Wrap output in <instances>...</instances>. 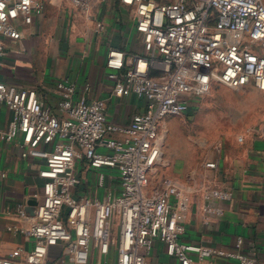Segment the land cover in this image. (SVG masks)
Returning <instances> with one entry per match:
<instances>
[{
	"label": "built area",
	"instance_id": "obj_1",
	"mask_svg": "<svg viewBox=\"0 0 264 264\" xmlns=\"http://www.w3.org/2000/svg\"><path fill=\"white\" fill-rule=\"evenodd\" d=\"M69 1L92 20L95 35L106 33L99 16L111 0ZM119 1L143 50L110 47L106 55L112 96L145 103L128 125L110 123L107 102L78 97L68 79L57 83L58 113L44 107L36 89L0 80V106L11 113L0 142L18 141L44 159L41 191L28 199L37 202L33 214L27 200L7 212L18 219L7 230L32 247L17 248L14 260L0 264H107L113 254L114 264H148L156 241L180 264H205L216 256L255 264L246 254L182 241L185 193L177 184L151 190L149 179L162 155L166 118L187 115L193 100L215 84L252 86L264 94V0ZM49 2L0 0V70L6 41L20 40L29 26L41 27ZM81 164L87 173L115 172L101 198L80 193Z\"/></svg>",
	"mask_w": 264,
	"mask_h": 264
},
{
	"label": "crops",
	"instance_id": "obj_2",
	"mask_svg": "<svg viewBox=\"0 0 264 264\" xmlns=\"http://www.w3.org/2000/svg\"><path fill=\"white\" fill-rule=\"evenodd\" d=\"M62 2L50 0L41 27L29 26L20 40L6 41L7 56L0 70V80L19 88L36 89L44 107L58 113L61 95L57 83L68 79L76 85L78 97L107 102L110 123L128 125L135 114L145 111V103L133 95L112 96L114 81L106 67V55L110 47L119 48V45L128 51L132 36L138 37L134 25L123 8L118 10L127 20H121L115 8L105 7V4L99 17L106 23V33L95 35L92 41L71 38L63 51L60 41L53 38L63 24L70 23ZM71 13L78 26L89 24L93 29L92 20L86 19L81 11ZM59 33L62 38L63 33ZM124 34L129 36L127 41L121 39ZM246 89L259 91L254 87ZM10 119V111L0 106V130L8 127ZM209 147L199 182L195 174L185 179L175 177L187 199L186 231L182 241L223 252H239L254 258L255 264H264V136L260 133L245 134L238 139L229 136ZM207 163H215L217 167L208 169ZM43 166L44 159L31 156L28 148H23L18 141L0 142V260H14L17 248L29 251L32 247V241L7 230L18 223V219L8 216L7 212L41 191L39 170ZM80 173H84L83 177L80 175V193L100 198L111 186L108 175L115 174L108 169L87 173L84 164L80 165ZM147 262L180 264L166 254L164 245L158 241L147 255ZM205 264L240 262L216 256Z\"/></svg>",
	"mask_w": 264,
	"mask_h": 264
},
{
	"label": "rangeland",
	"instance_id": "obj_3",
	"mask_svg": "<svg viewBox=\"0 0 264 264\" xmlns=\"http://www.w3.org/2000/svg\"><path fill=\"white\" fill-rule=\"evenodd\" d=\"M62 1V9L68 12L67 20L70 23L66 22L62 30H59L61 34L63 33L62 38L59 37L58 31L52 37L60 41L64 51V48L70 44L71 38L92 41L96 36L91 25L79 24L78 26L75 16L71 13L76 8L69 0ZM108 6L115 8V13L121 20L126 19L118 10L120 7L123 8L119 0H111L105 5V7ZM103 17L102 14L101 18ZM127 37H129L127 34L122 35V41L124 38L127 41ZM122 47L119 45V48ZM128 51L143 53L142 46L135 36L130 39ZM250 133L255 135L260 133L264 136V94L255 89L233 90L215 84L206 93L193 100L187 115L168 117L164 120L161 128L164 146L160 161L150 175V189L155 191L168 184L180 185L175 177L186 178V176L192 177L193 174L199 182L203 178L204 163L209 157V145L223 141L229 136L238 139ZM80 175L83 177L84 173ZM58 255L55 251L52 253V258ZM114 259L115 254L111 256L107 264H114Z\"/></svg>",
	"mask_w": 264,
	"mask_h": 264
},
{
	"label": "water",
	"instance_id": "obj_4",
	"mask_svg": "<svg viewBox=\"0 0 264 264\" xmlns=\"http://www.w3.org/2000/svg\"><path fill=\"white\" fill-rule=\"evenodd\" d=\"M36 205H37L36 201H33V200L28 201V206H29L28 212L30 214H33V207H35Z\"/></svg>",
	"mask_w": 264,
	"mask_h": 264
}]
</instances>
